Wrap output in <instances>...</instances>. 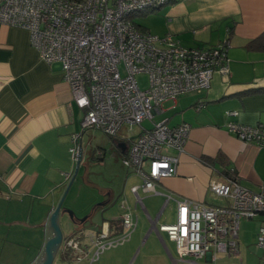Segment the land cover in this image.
I'll return each instance as SVG.
<instances>
[{
    "label": "crops",
    "instance_id": "crops-1",
    "mask_svg": "<svg viewBox=\"0 0 264 264\" xmlns=\"http://www.w3.org/2000/svg\"><path fill=\"white\" fill-rule=\"evenodd\" d=\"M143 18L155 21V33H171L185 46L213 47L228 40L229 72L216 70L209 88L167 100L154 116L153 121L191 125L184 152L169 151L179 158L177 173L157 183L159 193L139 188V199L132 187L143 180L124 164L128 169L122 190H111L84 221L75 213L71 225L68 209L63 207L66 194L58 224L61 230L63 223L69 224L74 233L65 238L62 230L63 241L53 264L68 263L74 255H83L90 264L92 238L103 233L108 238L121 236L126 210L137 219L130 238L105 250L93 264H216L219 255L213 260L211 253L180 258L176 242L156 228L166 210L176 221V199L226 205L229 200L210 188L213 181L230 178L225 170L235 172V180L253 192L264 188V146L241 140L228 127L232 121L264 126V90H256L264 88V51L247 48L264 31V0H175ZM142 20L135 18L137 25L151 32ZM229 110L239 114L231 116ZM83 116L62 64L45 61L26 28L0 24V264H40L54 237L52 214L77 170L78 160L71 152L74 133H81L76 145L78 154L82 145L83 155L71 184L84 159ZM151 125L152 121H144L145 127ZM124 134L110 136L113 155L128 154L130 139ZM97 154L104 156L103 150ZM167 195L172 198L168 200ZM72 239L82 251L69 246ZM245 239L239 231V254L228 257L241 255Z\"/></svg>",
    "mask_w": 264,
    "mask_h": 264
},
{
    "label": "built area",
    "instance_id": "built-area-1",
    "mask_svg": "<svg viewBox=\"0 0 264 264\" xmlns=\"http://www.w3.org/2000/svg\"><path fill=\"white\" fill-rule=\"evenodd\" d=\"M173 1L0 0V24L26 28L41 57L62 64L74 101L84 112L82 130L98 129L112 137L126 131L130 146L123 163L143 180L132 187L138 197L139 188L159 193L157 183L177 173L179 158L169 151L184 152L191 128L188 122L170 125L166 119L153 121L154 116L167 100L209 88L216 70L229 72L228 41L213 47L185 46L171 33L160 37L142 29L132 17L137 11L159 9ZM141 73L149 74L146 88L137 79ZM227 113L239 114L238 110ZM146 120L152 125L145 127ZM135 126L140 129L137 134L132 131ZM228 127L241 140L264 146L263 125L232 121ZM80 137L81 133L72 137L71 152L77 158ZM210 188L229 202L208 205L176 199V221L156 226L176 242L182 260L208 253L213 260L220 253L238 255L241 220L264 215V188L253 192L231 178L213 181ZM122 218L121 236L108 238L103 233L92 238L90 264L105 250L130 238L137 219L129 210ZM257 243L264 250V225L259 228ZM68 244L82 251L77 241L72 239Z\"/></svg>",
    "mask_w": 264,
    "mask_h": 264
},
{
    "label": "rangeland",
    "instance_id": "rangeland-1",
    "mask_svg": "<svg viewBox=\"0 0 264 264\" xmlns=\"http://www.w3.org/2000/svg\"><path fill=\"white\" fill-rule=\"evenodd\" d=\"M161 8L148 11L147 15L156 13ZM141 17L143 20L139 19ZM141 17H138L139 23H141L140 21L142 20L143 25L146 24L151 29L152 34L163 37V35L155 33L157 28L154 24V20H146L143 18L144 16ZM137 79L142 88L149 86V74H138ZM132 131L134 134H137L139 127L135 126ZM83 146L85 148L84 159L81 162L76 179L69 187L63 204V207L74 211L79 218H84L89 215L96 204L101 203L103 199H108V194L111 190L116 192L122 190L124 185L123 176L128 169L123 163V156L119 154L113 155L115 153L112 150L113 138L101 130L93 128L88 129L84 135ZM99 150H103L104 156L97 154ZM117 204L118 202H115L113 206ZM97 218H99V214ZM174 222V214H169V210L167 209L165 216L158 223V226L161 223ZM261 225H264L263 214L254 219L243 218L240 224V236L241 238H246L243 240L245 249L242 250L241 255L236 258L228 257V255L226 258L222 257V253L218 254L220 259L216 264H241V259H243L242 264H264V250L260 248L257 243L258 231ZM62 230L65 238L74 233L72 229H70L69 224L63 223ZM68 252L72 254V251ZM59 257L60 256H58L57 259H59ZM71 257L74 260L68 263L64 261L62 264H86V258H83L82 262H78L76 255ZM210 264L214 263L211 262Z\"/></svg>",
    "mask_w": 264,
    "mask_h": 264
},
{
    "label": "water",
    "instance_id": "water-1",
    "mask_svg": "<svg viewBox=\"0 0 264 264\" xmlns=\"http://www.w3.org/2000/svg\"><path fill=\"white\" fill-rule=\"evenodd\" d=\"M81 140H82V138H81ZM82 155H83V148H82V145H80V153L77 155L78 156V158H77L78 165H77L76 173L78 171V167H79V163L82 159ZM76 173L74 174V176H73V178H72V180L68 186V189H69L74 177L76 176ZM68 189H67V191H68ZM67 191H66L63 199L61 200L57 210L52 214V229L54 230V237L48 241L46 248H45V254H44L40 264H53L56 252H57L60 244L63 241V233H62V230L58 224V214L62 208V203L64 201L66 194H67ZM68 213L70 214V217L72 220L70 223V225H71L76 216H75V212L72 210H68ZM85 219H86V216L84 218H81L82 221H84Z\"/></svg>",
    "mask_w": 264,
    "mask_h": 264
},
{
    "label": "trees",
    "instance_id": "trees-1",
    "mask_svg": "<svg viewBox=\"0 0 264 264\" xmlns=\"http://www.w3.org/2000/svg\"><path fill=\"white\" fill-rule=\"evenodd\" d=\"M153 10H155V9L140 10V11H137V12L133 13L132 17L136 18V17L146 16L148 11H153ZM247 48L249 50L264 51V31L261 34H259L257 37L251 39L247 43ZM256 90L257 91H263L264 88H260V89H256ZM204 160L207 161V162H211V160H209V159L208 160L204 159ZM224 173L227 175V177H230V178H234L235 177V172H232L230 170H225ZM234 179H236V178H234Z\"/></svg>",
    "mask_w": 264,
    "mask_h": 264
}]
</instances>
